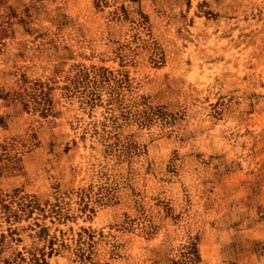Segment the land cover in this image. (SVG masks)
<instances>
[{"label":"rangeland","instance_id":"1","mask_svg":"<svg viewBox=\"0 0 264 264\" xmlns=\"http://www.w3.org/2000/svg\"><path fill=\"white\" fill-rule=\"evenodd\" d=\"M0 264H264V0H0Z\"/></svg>","mask_w":264,"mask_h":264}]
</instances>
